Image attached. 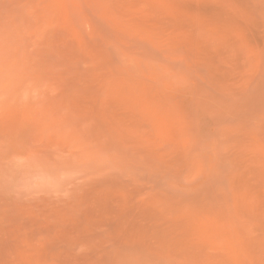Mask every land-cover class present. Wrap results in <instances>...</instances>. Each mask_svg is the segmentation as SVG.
Instances as JSON below:
<instances>
[{
  "label": "rangeland",
  "instance_id": "1",
  "mask_svg": "<svg viewBox=\"0 0 264 264\" xmlns=\"http://www.w3.org/2000/svg\"><path fill=\"white\" fill-rule=\"evenodd\" d=\"M0 264H264V0H0Z\"/></svg>",
  "mask_w": 264,
  "mask_h": 264
}]
</instances>
